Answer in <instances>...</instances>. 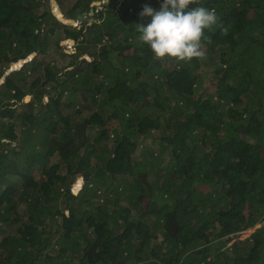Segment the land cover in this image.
Returning a JSON list of instances; mask_svg holds the SVG:
<instances>
[{"label":"trees","instance_id":"obj_1","mask_svg":"<svg viewBox=\"0 0 264 264\" xmlns=\"http://www.w3.org/2000/svg\"><path fill=\"white\" fill-rule=\"evenodd\" d=\"M53 1L0 0V264H264V0H195L187 64L138 40L163 0Z\"/></svg>","mask_w":264,"mask_h":264},{"label":"clouds","instance_id":"obj_2","mask_svg":"<svg viewBox=\"0 0 264 264\" xmlns=\"http://www.w3.org/2000/svg\"><path fill=\"white\" fill-rule=\"evenodd\" d=\"M195 0H163L159 10L145 5L139 13L143 21L150 17V22L136 24L141 45H147L155 61L174 60L176 63H190L202 58L203 49L211 43L205 30L218 27L215 10L195 6Z\"/></svg>","mask_w":264,"mask_h":264},{"label":"rangeland","instance_id":"obj_3","mask_svg":"<svg viewBox=\"0 0 264 264\" xmlns=\"http://www.w3.org/2000/svg\"><path fill=\"white\" fill-rule=\"evenodd\" d=\"M50 1V5H51V10H52V12H54L58 17H60L61 15L58 13V7H57V5L55 4V2L53 1V0H49ZM102 2H105V0H94L93 2H92V5H97V6H99ZM44 7H46V5H45V2H44ZM41 8V7H40ZM62 21L63 22H65V23H69V22H66L67 20H64V19H62ZM76 23V21H73L72 22V24L74 25ZM48 35H50L49 36V38H51L52 37V39H51V41H50V47H51V49L52 50H56L57 48L54 46V42H55V40H56V38H59L60 37V33L57 31V32H54V29H51V31L49 32L48 31ZM68 43H70V41L69 40H67V41H62L61 42V44H65V50H66V52L67 53H70V52H73L72 50H71V48H69V46H68ZM53 51L54 53H51L52 55L54 54V56H56V58H57V61L59 60L58 59V57H59V55H60V53L59 52H56V51ZM51 54H48V55H45V58L47 57V58H49V56L51 55ZM59 62V61H58ZM20 62H12L11 64H12V69H15V68H18L19 67V64ZM60 67L62 66V70H66V68L65 67H63V64L61 65H59ZM10 68V66H9V69L10 70H12ZM198 75H199V71H198ZM201 78H203L204 79V76L202 75V74H200L199 75ZM205 82L203 83V84H201L202 85V89L206 86V84H207V81H208V79L206 80H204ZM98 87V86H97ZM29 98H30V96L29 97H25L24 98V100H23V102H26V101H28L29 100ZM47 102V96L46 97H44L43 98V103H46ZM64 112L65 113H67V115L68 114H71V112H72V110L71 109H67V110H64ZM83 114H84V112H83ZM117 126V123L115 122V124L114 123H112V125H111V127H116ZM148 139H149V137H147V138H145V141H148ZM139 154V153H138ZM113 161V164H112V166L113 167H116V164L114 163V160H112ZM36 174H37V171H34ZM78 185L76 184L75 186H74V190L76 191L77 189H78V187H77ZM16 198L14 197V198H12V202H13V204H14V206H16V207H18V206H20V203L19 202H16ZM22 210L24 209V204L22 205ZM250 232V229H247L246 231H245V233H244V235H242L241 236V238H243V237H245V236H247V234ZM4 250H2L1 248H0V252H3Z\"/></svg>","mask_w":264,"mask_h":264},{"label":"water","instance_id":"obj_4","mask_svg":"<svg viewBox=\"0 0 264 264\" xmlns=\"http://www.w3.org/2000/svg\"><path fill=\"white\" fill-rule=\"evenodd\" d=\"M61 15V14H60ZM60 20H62L63 18H62V16H60V17H58ZM74 20H67L66 22H69V23H72ZM69 41H71V40H69ZM12 67V64H11V66H10V68ZM12 69V68H11ZM8 71H11L10 69H8ZM2 81V79L0 80V82Z\"/></svg>","mask_w":264,"mask_h":264},{"label":"built area","instance_id":"obj_5","mask_svg":"<svg viewBox=\"0 0 264 264\" xmlns=\"http://www.w3.org/2000/svg\"><path fill=\"white\" fill-rule=\"evenodd\" d=\"M70 45H71V41H70V43H68L69 48H70Z\"/></svg>","mask_w":264,"mask_h":264}]
</instances>
